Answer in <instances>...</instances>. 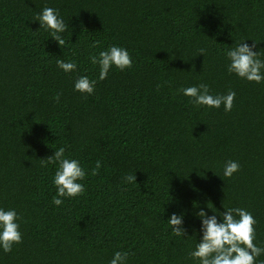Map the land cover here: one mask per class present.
I'll return each mask as SVG.
<instances>
[{
    "label": "trees",
    "instance_id": "obj_1",
    "mask_svg": "<svg viewBox=\"0 0 264 264\" xmlns=\"http://www.w3.org/2000/svg\"><path fill=\"white\" fill-rule=\"evenodd\" d=\"M45 6L68 25L62 48L34 21ZM243 41L264 60V0H0V208L16 210L22 233L0 264H110L117 251L126 264H199L189 253L201 209L219 222L246 209L264 247V82L227 70ZM111 46L133 67L100 81L89 57ZM79 76L97 81L93 94L74 90ZM201 83L234 91L232 110L179 91ZM60 147L80 162L85 192L56 206L58 164L41 160ZM229 160L240 170L225 178ZM173 213L186 236L173 234Z\"/></svg>",
    "mask_w": 264,
    "mask_h": 264
},
{
    "label": "clouds",
    "instance_id": "obj_2",
    "mask_svg": "<svg viewBox=\"0 0 264 264\" xmlns=\"http://www.w3.org/2000/svg\"><path fill=\"white\" fill-rule=\"evenodd\" d=\"M34 21H39L40 28L48 31L51 39L58 42L61 48L65 45L66 42L61 34L67 30L68 25L60 17L58 9L45 6L42 12L35 16ZM90 47H97V42H93ZM253 47L255 44L250 47L243 41L236 47L230 48L226 52L230 61L227 70L241 79L260 84L264 82V73L261 72V69H264V60L259 58L258 52L252 50ZM203 52L204 50L201 49L200 54ZM89 59L93 65H99L100 81L107 78L112 67L120 71L133 67V60L128 50L119 46H111L105 51H100L98 57L90 55ZM56 63L57 67L65 73H71L77 69L74 61L65 62L63 59H58ZM96 83V80H90L87 76H79L75 81L74 90L91 95L94 93ZM179 91L192 98L190 103L196 106L220 108L223 104L225 112L232 110L236 96L232 90H229L226 95L213 96L209 94V86L204 83L182 88ZM59 98L58 93L55 97L57 102ZM41 164L42 166L58 164L53 179V184L57 189L56 196L52 200L54 205L60 206L63 203L61 198H76L84 194L85 186L78 181H83L86 173L78 160L65 157L64 147L56 149L54 155L41 160ZM100 168L101 162L97 161L91 170V175H98ZM239 170V163L229 160L224 165L223 176L231 178ZM125 180L128 183L136 182V176L135 174L127 175ZM196 215L201 220L202 238L196 244L195 249L190 251L189 256L199 264H256V259L264 254V247H259L254 243L257 221L246 209L239 207L225 209L224 212L218 214L222 222L218 221L217 214L209 216L203 209ZM20 219L15 209L0 208V248L5 253H10L14 244L22 243V233L18 223ZM168 223L174 235H187V230L183 226V215L173 213ZM127 258V252L117 251L110 264H126ZM261 264H264V261H261Z\"/></svg>",
    "mask_w": 264,
    "mask_h": 264
}]
</instances>
